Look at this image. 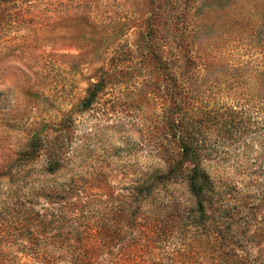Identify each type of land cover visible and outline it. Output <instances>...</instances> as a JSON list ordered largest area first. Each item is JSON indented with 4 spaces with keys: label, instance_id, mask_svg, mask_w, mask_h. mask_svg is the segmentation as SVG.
Wrapping results in <instances>:
<instances>
[{
    "label": "rangeland",
    "instance_id": "374dc122",
    "mask_svg": "<svg viewBox=\"0 0 264 264\" xmlns=\"http://www.w3.org/2000/svg\"><path fill=\"white\" fill-rule=\"evenodd\" d=\"M173 93L207 138L223 139L208 170L264 195V0H0V264L31 260L22 241L11 245L17 200L37 210L44 194L78 188L85 213L139 204L135 184L170 156L161 118ZM54 157L67 162L46 172ZM33 230L56 254L43 247L52 233ZM130 242L97 262H168V249Z\"/></svg>",
    "mask_w": 264,
    "mask_h": 264
},
{
    "label": "trees",
    "instance_id": "16d2710c",
    "mask_svg": "<svg viewBox=\"0 0 264 264\" xmlns=\"http://www.w3.org/2000/svg\"><path fill=\"white\" fill-rule=\"evenodd\" d=\"M155 60L162 74L172 78L166 61L156 56ZM99 89V82L92 83L82 105H91ZM170 100L172 106L161 118L170 156L135 184L141 199L136 206L117 198V204L105 203L104 211L85 213L78 188L44 194L45 202L37 210L36 202L16 201L9 209L8 229L15 233L11 245L22 241L31 254L25 264H100L96 259L105 248L123 250L136 238L144 247L168 249L165 264H264V195L236 193L208 170L212 152L223 139L211 141L198 114L187 118L182 113L180 94L173 93ZM66 162L50 158L45 170L54 172ZM19 177L10 181L20 182ZM70 201L72 207L65 206ZM39 225L53 238L43 247L56 254L41 250L33 230Z\"/></svg>",
    "mask_w": 264,
    "mask_h": 264
}]
</instances>
